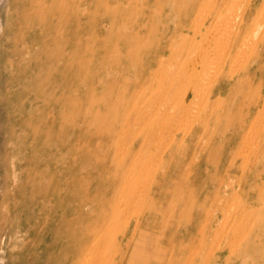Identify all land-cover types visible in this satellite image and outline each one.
Instances as JSON below:
<instances>
[{
	"label": "rangeland",
	"instance_id": "1",
	"mask_svg": "<svg viewBox=\"0 0 264 264\" xmlns=\"http://www.w3.org/2000/svg\"><path fill=\"white\" fill-rule=\"evenodd\" d=\"M214 2L0 0V264H72L79 257L113 209L116 163L132 145L130 139L114 145L103 134L115 122L112 108L121 90L134 88L139 58L143 69L156 66L164 30L169 39L176 25L208 17ZM228 2L218 0L213 12L230 21L222 33L231 35L223 40L235 33L244 13L242 7L226 11ZM257 23L262 26L234 70L247 71L237 81L221 79L217 88L223 98L204 97L182 119L186 130L200 114L193 134L174 146L175 160L165 171L152 163L162 171L161 184L139 247L126 264L158 263L171 239L174 250L182 240L187 243L207 214L212 216L208 233L205 239L200 235L201 247L190 264H264V115L245 146L238 134L244 114L240 102L254 105L264 82V44L256 42H262L264 23ZM217 70L212 65L205 71V91ZM259 107L251 111L252 119ZM136 124L131 136L140 127ZM152 149L155 153L157 141ZM155 172L144 175L153 178ZM148 197L146 191L141 206ZM242 212L252 237L233 249L237 227L228 223ZM113 235L103 245L116 248ZM112 259L116 264L117 257Z\"/></svg>",
	"mask_w": 264,
	"mask_h": 264
},
{
	"label": "bare ground",
	"instance_id": "2",
	"mask_svg": "<svg viewBox=\"0 0 264 264\" xmlns=\"http://www.w3.org/2000/svg\"><path fill=\"white\" fill-rule=\"evenodd\" d=\"M216 7H218V0L213 3V8L208 17L206 16L203 19L199 15L201 12H199V16L191 20L192 23L185 21L186 23L182 25H176L169 33V39H167L168 33H164V30L162 36L159 37L158 47H161L162 41H164L165 45L160 50L162 54L155 62L156 66L153 68V63L147 69H143L142 59L139 58L138 64L135 66L136 81L134 82V88L131 90L123 87L121 90L118 98L119 102L117 101L115 108H112L116 111L113 118L115 122L103 134L109 135L114 145L119 146L126 139H130L132 145L124 160L118 164L116 163V176H118V179L112 185L111 193L113 192V194L110 198L113 209L106 212L104 220L97 226L96 235L82 245L79 257L74 259L72 264H109L110 260L111 263L114 262L112 261L114 256L117 257L116 264H126L128 258L133 257L136 244L139 247L137 241L142 226L148 222L153 212L155 190L161 184L160 175L175 160V155L172 154L174 146L183 144L187 137L193 134H191V131L199 123L200 114L195 118V125L193 124L194 126L186 130L182 119L192 114L195 106L204 97L211 101L212 96L217 93V99L223 98L222 91L217 88L221 79L237 81L236 77L247 71L246 68H241L244 63L240 66V70L234 72L236 66H238L241 54L247 49L253 38V33H255V30L260 29L259 25L261 22L259 24L257 22L261 20L264 23V0H229L226 11L242 7V9L244 8V13L239 23L235 24V33L225 40H223L225 37L223 35H231L229 34L231 32L222 33L226 29L224 26L229 25L224 24L229 20L227 19V22H225L226 18H223L224 15L221 16V13L220 15H213ZM254 25L257 26L256 29ZM234 30L232 29L231 31ZM256 42L259 43H257L258 46L264 44V37L261 43L259 41ZM253 47L250 50H255ZM212 65L217 66L218 70L212 77L209 89L205 91L203 87L204 73ZM241 93L244 95L243 92ZM258 93V100L254 105L249 107L247 99L240 102L241 110L244 112L241 115V119H243L241 130L238 131L241 136L240 144L242 146L247 143V135L262 121L264 115V82L261 83ZM260 105L262 106V111L255 115V119H252L251 111L260 110ZM117 107H120V109ZM245 110H248L247 114ZM51 112L53 113V111ZM205 116L206 114H204ZM104 119L107 120V118ZM135 123L140 127L135 135L131 136ZM156 141L157 150L154 153L152 145ZM241 153L238 155L240 156ZM154 162L160 163L159 166L162 165L161 168L163 170L161 172L157 171L156 165H152V163L155 164ZM145 171L148 174L157 172H155L153 178H149L144 175ZM146 191H148L149 197L143 207L141 205L144 203ZM232 195H234L233 192ZM122 206L124 209L122 208L123 212H120ZM140 206L142 207L141 210L136 213L132 212L136 211L137 208L140 209ZM223 209L221 207L217 212ZM210 211L213 212L212 210ZM233 215L232 220L228 224L233 228L237 227L234 232L236 240L231 245L234 249L241 242L244 243L248 237V239H251L252 232L251 230L249 231V228L243 227L245 223L244 212L239 214L240 216L238 213ZM121 217L126 222L124 228L120 224ZM132 217L135 219L126 220V218ZM211 219L212 216L207 214L205 224L200 228L199 232L195 235L192 233L194 236L187 243L182 240L175 250V241L171 239L169 246L171 245L172 247L166 252V257L155 264H166V260H168L167 264H175L177 262L190 264L201 247L203 240L201 241L200 239L199 241L200 235L203 236V239L206 238L204 236L208 233ZM197 228H199V225ZM113 232L114 240L112 243L116 248L111 249L112 247L103 245V242ZM225 249L221 251L224 252ZM138 251L139 249L135 250V252ZM245 262L247 263V261Z\"/></svg>",
	"mask_w": 264,
	"mask_h": 264
}]
</instances>
